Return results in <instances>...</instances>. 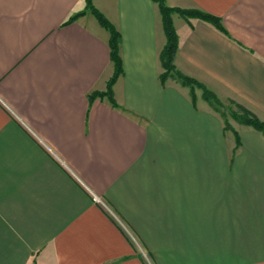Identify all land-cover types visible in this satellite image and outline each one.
<instances>
[{
  "label": "crops",
  "instance_id": "0c3cea01",
  "mask_svg": "<svg viewBox=\"0 0 264 264\" xmlns=\"http://www.w3.org/2000/svg\"><path fill=\"white\" fill-rule=\"evenodd\" d=\"M121 33L119 107L90 103L114 73L109 32L86 0H0V264H264V135L196 88L160 82L153 0H93ZM175 65L264 120V0H167ZM238 134V136L236 135ZM240 145L237 146V138Z\"/></svg>",
  "mask_w": 264,
  "mask_h": 264
},
{
  "label": "trees",
  "instance_id": "16d2710c",
  "mask_svg": "<svg viewBox=\"0 0 264 264\" xmlns=\"http://www.w3.org/2000/svg\"><path fill=\"white\" fill-rule=\"evenodd\" d=\"M159 6L160 13L162 16V23L164 27V32L166 35V45L160 52V63L162 67V72L160 73V82L162 85H165L167 80L170 78L178 80L182 85L189 86L191 90L192 101L196 103V88L202 90L203 98L211 105V107L219 112L222 117L225 115L221 113L223 109V102L220 98L210 89H208L202 82L192 78L180 70L177 69L175 65V57L179 47V38L176 28L173 21V13H179L182 16L187 18H199L208 23L213 24L216 28L222 31L225 34H228L227 29L225 28L222 18L215 16L208 12L198 9H183L179 7H172L167 4V0H153ZM89 12L95 16L98 22L109 32V48H110V58L114 63V73L107 82L105 90H94L89 95L90 103H92L96 98H107L110 104L114 107H119L115 97H114V84L120 75L123 74V60L121 56V33L117 27L107 18V16L99 10L93 0H86V11L78 12L64 22V25L72 23L79 16ZM231 118L233 121H236L240 124L251 126L264 135V121L261 120L253 111L249 110L246 106L241 104H236V107L231 109L230 112ZM224 118V117H223ZM231 119H224L226 129H232L230 125ZM229 126V127H228ZM238 136V134L236 133ZM240 145V139L237 138V146Z\"/></svg>",
  "mask_w": 264,
  "mask_h": 264
},
{
  "label": "built area",
  "instance_id": "2783aa9c",
  "mask_svg": "<svg viewBox=\"0 0 264 264\" xmlns=\"http://www.w3.org/2000/svg\"><path fill=\"white\" fill-rule=\"evenodd\" d=\"M93 199L95 202L99 203L101 206H103L107 211L112 215L113 218H115L116 222H118L124 230L127 238L138 248L140 251L142 259L146 262V264H154L151 260L150 255L144 250L143 245L140 243V241L136 238L135 234L130 230V228L117 216L113 210L106 204L104 203L99 196L93 195Z\"/></svg>",
  "mask_w": 264,
  "mask_h": 264
},
{
  "label": "rangeland",
  "instance_id": "374dc122",
  "mask_svg": "<svg viewBox=\"0 0 264 264\" xmlns=\"http://www.w3.org/2000/svg\"><path fill=\"white\" fill-rule=\"evenodd\" d=\"M168 4V3H167ZM170 6V5H169ZM180 8V7H179ZM183 9H198V8H195V7H191V8H183ZM199 10V9H198ZM173 15H175V16H179V17H182V18H185L184 16H182L181 14H179V13H173ZM173 15H172V17H173ZM186 19V18H185ZM190 19H193V18H187V20H190ZM163 24V23H162ZM165 33V32H164ZM166 36V35H165ZM221 100V99H220ZM222 102H223V106L224 107H222L221 109H223V111H221V113H224L225 115L223 116L224 117V119L226 118V119H231V120H229L230 121V125H231V127L232 126H236V121H233V119L231 118V115H230V112H231V109H233V108H235L236 107V104H241V105H243L241 102H239L238 100H236V99H229V100H227V101H224V100H221ZM243 106H245V105H243ZM247 107V106H246ZM248 108V107H247ZM249 109V108H248ZM249 110H251V109H249ZM252 111V110H251ZM255 113V112H254ZM256 114V113H255ZM257 115V114H256ZM258 116V115H257ZM259 117V116H258ZM260 118V117H259ZM261 119V118H260ZM262 120V119H261ZM264 121V120H263ZM239 125H240V123H239ZM242 125H244V124H242ZM229 127V126H228ZM136 236V235H135ZM136 238H137V236H136ZM138 239V238H137Z\"/></svg>",
  "mask_w": 264,
  "mask_h": 264
}]
</instances>
